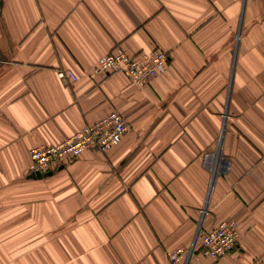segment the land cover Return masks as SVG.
I'll use <instances>...</instances> for the list:
<instances>
[{"label": "crops", "instance_id": "crops-1", "mask_svg": "<svg viewBox=\"0 0 264 264\" xmlns=\"http://www.w3.org/2000/svg\"><path fill=\"white\" fill-rule=\"evenodd\" d=\"M115 47L168 61L137 87L94 71ZM111 111L116 145L28 177ZM263 155L264 0H0V264H171L230 218L232 249L177 264H264Z\"/></svg>", "mask_w": 264, "mask_h": 264}, {"label": "built area", "instance_id": "built-area-1", "mask_svg": "<svg viewBox=\"0 0 264 264\" xmlns=\"http://www.w3.org/2000/svg\"><path fill=\"white\" fill-rule=\"evenodd\" d=\"M167 61L168 54L158 48L149 53L133 54L121 47H115L98 58L94 71L103 74L121 72L132 84L142 87L149 79L164 70ZM57 74L63 81L67 77H75L70 71L58 70ZM126 129L127 124L123 116L117 111H111L106 116L83 125L62 141L33 146L29 149V173L35 171L45 173L49 169L77 157L87 148L106 151L120 141ZM262 159L264 160V155ZM237 240L238 232L235 219H224L205 231L198 230L189 246L176 247L169 252V260L171 264H177L180 260L183 262L189 260L197 252L219 258L232 249Z\"/></svg>", "mask_w": 264, "mask_h": 264}, {"label": "water", "instance_id": "water-1", "mask_svg": "<svg viewBox=\"0 0 264 264\" xmlns=\"http://www.w3.org/2000/svg\"><path fill=\"white\" fill-rule=\"evenodd\" d=\"M51 173V171H47L45 173H40L39 171H35V172H31L28 174V177H31V178H40L42 176H45V175H49Z\"/></svg>", "mask_w": 264, "mask_h": 264}]
</instances>
